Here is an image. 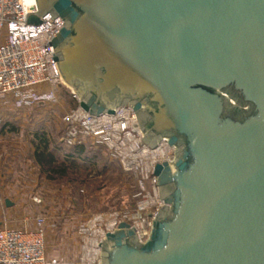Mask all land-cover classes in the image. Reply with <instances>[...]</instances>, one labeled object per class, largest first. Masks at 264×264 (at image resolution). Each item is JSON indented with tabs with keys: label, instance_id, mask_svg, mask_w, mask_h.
Segmentation results:
<instances>
[{
	"label": "water",
	"instance_id": "95a60500",
	"mask_svg": "<svg viewBox=\"0 0 264 264\" xmlns=\"http://www.w3.org/2000/svg\"><path fill=\"white\" fill-rule=\"evenodd\" d=\"M36 4L66 21L55 61L81 107L131 105L144 144L177 148L149 239L120 223L102 264H264V0Z\"/></svg>",
	"mask_w": 264,
	"mask_h": 264
},
{
	"label": "rangeland",
	"instance_id": "374dc122",
	"mask_svg": "<svg viewBox=\"0 0 264 264\" xmlns=\"http://www.w3.org/2000/svg\"><path fill=\"white\" fill-rule=\"evenodd\" d=\"M71 90L59 86L54 104L0 110V225L7 221L13 228L34 230L40 219L47 257L63 264H82L94 220H101L95 229L106 234L116 230L109 228L112 218L126 222L124 218L146 204L142 219H148L155 212V203L150 201L154 197L149 184L143 192L138 176L124 171L101 148L86 147L79 167L66 165L64 176L52 175L36 163L37 136L45 135L52 148H61L59 163L72 151L62 142V118L76 107ZM7 200L11 207L6 206ZM90 264H98V260Z\"/></svg>",
	"mask_w": 264,
	"mask_h": 264
},
{
	"label": "built area",
	"instance_id": "2783aa9c",
	"mask_svg": "<svg viewBox=\"0 0 264 264\" xmlns=\"http://www.w3.org/2000/svg\"><path fill=\"white\" fill-rule=\"evenodd\" d=\"M31 17H37L38 22L30 23ZM66 26L61 17L39 16L36 0H0V110L11 107L22 110L58 102L55 90L65 84L55 61L54 42ZM71 94L77 106L62 118L63 144L71 148H101L124 171L138 176L143 192L146 183L150 186L154 198L149 193L147 197L155 203V212L142 219L147 206L143 204L135 215L124 218L140 242L145 243L155 216L166 207L155 168L158 164L174 163L177 148L170 144L169 138H163L155 148L144 144V134L131 105L118 107L114 114L94 115L81 107L82 100L73 90ZM120 223L115 221L112 229H117ZM0 264L63 263L47 257L43 221L39 219L34 230L13 228L7 221L1 223Z\"/></svg>",
	"mask_w": 264,
	"mask_h": 264
},
{
	"label": "trees",
	"instance_id": "16d2710c",
	"mask_svg": "<svg viewBox=\"0 0 264 264\" xmlns=\"http://www.w3.org/2000/svg\"><path fill=\"white\" fill-rule=\"evenodd\" d=\"M37 138L38 142L35 146L34 158L36 163L42 169L48 170L52 175L64 176L68 170L66 165L69 164L71 168L79 167L78 162L81 161V157L83 156L85 149L83 146L69 148L72 149V151L65 154L63 162L59 163L57 154L61 151V148H52L51 141L45 135L37 136ZM63 146L67 148L66 145L63 144Z\"/></svg>",
	"mask_w": 264,
	"mask_h": 264
},
{
	"label": "bare ground",
	"instance_id": "6f19581e",
	"mask_svg": "<svg viewBox=\"0 0 264 264\" xmlns=\"http://www.w3.org/2000/svg\"><path fill=\"white\" fill-rule=\"evenodd\" d=\"M67 86L69 88H72L69 85H67ZM151 203H152V201H151ZM100 222H101L100 219H96L93 222L92 228H94V232L93 233L90 232L89 239L87 240L88 241V245L86 247V252H85V255L83 257V259H84V263L83 264H86V261L88 262L87 264H90V263H92L95 260H99L100 259L99 257H102V256H100V250H101V247H102L100 245H101V242L104 240L105 233L101 234V232L99 233V231L95 229V225L97 223H100ZM109 223L111 224V226L109 227L111 229L113 227L114 223H115V219L112 218V220L109 221ZM98 234L101 237L100 240H97V237L99 238V236H97ZM100 263H102V260L100 261Z\"/></svg>",
	"mask_w": 264,
	"mask_h": 264
}]
</instances>
